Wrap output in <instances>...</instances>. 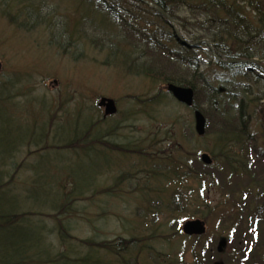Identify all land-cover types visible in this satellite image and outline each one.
I'll return each mask as SVG.
<instances>
[{"label":"rangeland","instance_id":"obj_1","mask_svg":"<svg viewBox=\"0 0 264 264\" xmlns=\"http://www.w3.org/2000/svg\"><path fill=\"white\" fill-rule=\"evenodd\" d=\"M93 1L0 0V118L10 115L0 120V184L12 183L5 190L23 201L32 232L45 227L52 256H66L32 264H83L94 251L102 264H264V220L256 218L264 208V74L262 82L236 80L251 86V107L237 83L220 103L193 78L200 85L190 107L165 91L168 79L190 78L167 59L175 43L161 32L171 28L133 0H117L126 17L102 25L87 5ZM153 1L191 35L210 36L211 22L202 29L196 19H214L206 3ZM204 51L201 69L211 60ZM214 76L209 83L219 88ZM194 110L206 115L204 135ZM41 173L51 192L82 197L70 201L74 207L62 202L75 221L69 239L56 230L54 194L46 188L45 197H25L27 187L39 191ZM87 178V193L73 192V182L86 186ZM192 220L205 223L204 234L183 231Z\"/></svg>","mask_w":264,"mask_h":264},{"label":"trees","instance_id":"obj_2","mask_svg":"<svg viewBox=\"0 0 264 264\" xmlns=\"http://www.w3.org/2000/svg\"><path fill=\"white\" fill-rule=\"evenodd\" d=\"M170 2H172V4H180L183 7H185V5H191L192 2L196 5L200 3H206V9L213 12L212 17H214V19H211L204 14H202V16L200 17L196 16V19L201 25L202 29H205L206 25L211 22V29L208 30V32L211 34L210 36L206 35L205 37L211 40V42L216 46L219 52L225 54L226 56L233 57L232 55L234 54L229 53L228 48H230L234 42L233 46L235 47V49L237 48V57L241 56L247 59L254 57L264 58V3H260V1L258 0H170ZM209 5L212 6V8ZM223 13L224 19L222 18ZM170 15L175 17V15L173 14ZM168 60L171 62V59ZM139 67L142 66L139 65ZM145 67L147 66L145 65ZM145 69L146 68H141L143 73L145 72ZM195 75L198 76V74ZM167 82L175 83L181 86L192 87L195 90L196 94H199V92L197 91V82L195 80H191V78H188L187 76L185 78H170L167 80ZM2 111H4V109L0 110V115ZM6 114L7 115L3 118H0V120L3 121L7 118L9 119L10 115L7 111ZM10 129L11 128L9 126L7 130ZM2 131H4V129L0 127V148L4 147V145L1 143V139H5L4 137H2ZM13 133H15V131H13ZM22 133L26 134L27 130L25 129L19 134ZM6 140H8L6 144L12 142V138H6ZM13 150L14 147H10L7 148L5 152L10 155L12 154ZM52 160H54V158ZM72 167L73 169H69L71 170L74 178H76L75 176L78 171L75 170L78 166L74 164L72 165ZM69 175L72 177L71 174ZM176 175L177 173H175L174 176ZM47 177L49 178L48 175L45 176V174L42 173L38 175L39 191H36V188H30V193H28L29 191L25 192V197L28 198L29 194H35L36 197H39L41 194L43 197H45L41 192L46 188L48 191H50L48 189V187H50V183L48 182L49 180H47ZM56 179L54 178V182L59 183L60 179L58 177ZM1 181L2 175L0 173V182ZM87 182L88 184L86 186L83 183L81 184V181L73 182L75 183V188L77 189H74L73 192L81 191L77 195L87 193L88 189L85 188L88 185L91 186L88 178ZM11 184L12 183H9V185L7 186L11 187ZM7 186L4 184H0V264H32V262H54V257L59 259L66 257L63 253H54V255L52 256L48 248L43 245V239L45 235L42 232H44L45 227H43L42 229L38 227V230H35L34 232L30 230L31 227L29 226V223L26 222L27 219L25 213L21 210L23 206L20 203L23 204V201H19L20 199H18L17 197H12L10 193L5 190ZM22 189L24 190V186L22 187ZM7 190L10 191L8 188ZM50 193L54 194V203L52 201H48L50 202L48 204H50V207H54V222L55 225L57 224L58 228L56 230L62 236L61 241L64 240V237L65 239H69L70 234L68 233L70 231L72 232L75 221H71L72 217L70 214L72 211H70V209H67L68 206L64 208L62 202L66 197L68 198L67 201H73V203L76 204L74 202V199H82V197L67 194L63 191V189L59 190V192L54 189V193L51 191ZM45 204L46 203L40 205ZM70 205H72V203ZM72 206L74 207L75 205ZM60 221L61 224H59ZM68 228H70V231L68 230ZM95 244L96 243H90L89 241V243L84 242L81 246L88 247L89 249V247L97 246ZM71 245L73 244L71 243ZM31 248L33 249L30 250ZM30 251L38 254L41 259L36 260L30 257ZM96 252L94 251V254H92L91 257H88V255L86 254L87 259L83 260L85 262L83 264H88L89 262H91L89 264H102V262H100L99 260L95 262V260L98 259ZM71 257H69L70 260L68 258H66V260L75 263L77 261L82 262L79 257H76L74 259H72ZM58 262H60V260H58Z\"/></svg>","mask_w":264,"mask_h":264},{"label":"water","instance_id":"obj_3","mask_svg":"<svg viewBox=\"0 0 264 264\" xmlns=\"http://www.w3.org/2000/svg\"><path fill=\"white\" fill-rule=\"evenodd\" d=\"M160 11V10H159ZM169 91L173 93L174 97L179 100L181 103H184L188 106L193 104V91L190 89H182L174 86H169ZM113 103L109 101V107L112 108ZM195 121H196V131L199 135H204L205 133V126L206 121L202 114L197 112L195 114ZM209 163V160L206 159ZM184 232L188 235L198 234L201 235L205 232L204 224L200 221L188 222L184 226Z\"/></svg>","mask_w":264,"mask_h":264}]
</instances>
